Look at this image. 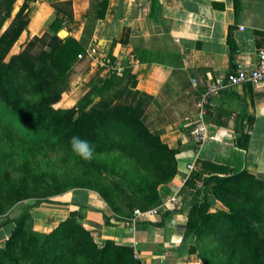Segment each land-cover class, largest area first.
Masks as SVG:
<instances>
[{
    "label": "trees",
    "instance_id": "trees-1",
    "mask_svg": "<svg viewBox=\"0 0 264 264\" xmlns=\"http://www.w3.org/2000/svg\"><path fill=\"white\" fill-rule=\"evenodd\" d=\"M14 2L0 0V199L6 193L12 204L29 195L30 179L40 177H29L33 162L28 157L36 150L61 149L75 168L63 165L60 173L43 180L44 187H35L40 197L0 222V227L13 224L0 243V264H141L130 245L106 240L99 246L76 211L49 232H41L33 228L29 208L73 188L97 191L118 217L136 207L159 204V187L177 170V149L162 140L161 132L191 118L196 103L181 81L165 82L157 95L138 89L126 65L121 74L107 68L94 76L76 104L63 107L67 71L84 52L83 43L45 32L11 53L28 23L30 1L24 0L12 15ZM74 136L94 149L90 161L72 150ZM16 156L22 169L19 179L2 164L16 162ZM203 185L223 208L209 210L210 203L197 193ZM185 187L192 194L184 235L191 238L203 264H264V178L199 159Z\"/></svg>",
    "mask_w": 264,
    "mask_h": 264
},
{
    "label": "crops",
    "instance_id": "crops-1",
    "mask_svg": "<svg viewBox=\"0 0 264 264\" xmlns=\"http://www.w3.org/2000/svg\"><path fill=\"white\" fill-rule=\"evenodd\" d=\"M29 1V20L11 48L13 53L45 32L72 36L83 43L82 50L95 45L105 62L118 60L128 65L137 88L152 95L159 94L167 81H181L196 103L207 85L226 80L237 62L255 66L257 51L264 48V0ZM23 2L15 0L12 15ZM55 4H59L57 9ZM55 18L59 21L53 23V30L50 24ZM63 29L64 37L60 35ZM107 68L77 55L67 71L62 106L75 105L89 90L91 79ZM192 78L197 85H192ZM196 111L194 104L191 118L167 125L161 133L162 140L177 149V170L159 187V195L163 198L177 187L179 209L162 205L158 214L129 229L123 218L130 212L114 216L97 191L73 188L52 201L33 204L29 208L33 228L49 232L76 211L99 246L106 240L130 245L141 264H202L191 238L184 235L192 194L185 187L191 172L186 165L207 159L233 172L246 169L264 178V83L240 82L212 94L204 115L206 136L199 145L193 137ZM197 193L210 203L209 210L223 208L208 186H199ZM12 228V223L0 227V242Z\"/></svg>",
    "mask_w": 264,
    "mask_h": 264
},
{
    "label": "built area",
    "instance_id": "built-area-1",
    "mask_svg": "<svg viewBox=\"0 0 264 264\" xmlns=\"http://www.w3.org/2000/svg\"><path fill=\"white\" fill-rule=\"evenodd\" d=\"M88 56V58L92 61L99 62L102 65H105L106 68H113L118 74L124 70L126 64L113 60L110 62H105L103 57L98 56V50L95 45H89V47L85 50V52H81L78 54V58H83ZM128 66V65H127ZM262 82L264 83V48H261L257 51L256 54V63L255 66L249 68L245 65V62L239 61L235 64L232 72L228 75L227 79L220 78L217 82H213L207 85V88L201 93L199 98L196 101L197 111L193 117L195 122L193 127V137L194 142L199 145L202 143L206 136V124L204 121V115L206 113V105L209 102V98L212 94H216L223 87L238 84L240 82ZM192 85H197V81L195 78H192ZM186 167L188 170H192L194 168V164L189 162ZM179 189L173 188L169 194L164 196L160 203L154 206H150L148 208H134L130 214L123 218L126 226L129 229L134 228V225L140 221H148L150 217L159 213L160 207L162 205H167V208L174 210L179 209L181 206V198ZM135 257L139 258V255L136 251H134Z\"/></svg>",
    "mask_w": 264,
    "mask_h": 264
},
{
    "label": "rangeland",
    "instance_id": "rangeland-1",
    "mask_svg": "<svg viewBox=\"0 0 264 264\" xmlns=\"http://www.w3.org/2000/svg\"><path fill=\"white\" fill-rule=\"evenodd\" d=\"M8 21H6L7 24ZM11 53L13 51L11 50ZM97 100V98L94 99V102ZM162 133V132H161ZM2 141V140H1ZM0 141V142H1ZM33 145L30 146V148ZM33 156L30 158L28 157L32 162V169L30 170L31 173H29V177L31 178L33 173H37L40 175L39 178L30 179V193L26 197L22 198L19 201H16L12 204H10V198L6 193H2L1 199H0V222L4 220L5 218H9L10 216H13L21 211V208L29 203H33L37 197H40V192H38V189L35 187L37 186H45V182L43 180H49L53 174L60 173L62 166L64 165L67 170H74L75 168V162H68L65 160L63 151L61 149L56 148H50L45 147L43 150H40V152L34 151L32 154ZM17 160L16 162H2L3 166H5L13 179H19L18 177L22 174V169L19 168L20 160L16 156L14 158ZM79 173L78 171L76 174ZM56 195L49 197V199L54 198ZM1 244L3 243L0 242ZM211 243L213 244V240H211ZM202 263V262H201ZM203 264V263H202Z\"/></svg>",
    "mask_w": 264,
    "mask_h": 264
},
{
    "label": "clouds",
    "instance_id": "clouds-1",
    "mask_svg": "<svg viewBox=\"0 0 264 264\" xmlns=\"http://www.w3.org/2000/svg\"><path fill=\"white\" fill-rule=\"evenodd\" d=\"M71 146L72 150L82 159L90 161L93 158L94 149L87 140H82L80 137L74 136L71 138Z\"/></svg>",
    "mask_w": 264,
    "mask_h": 264
},
{
    "label": "water",
    "instance_id": "water-1",
    "mask_svg": "<svg viewBox=\"0 0 264 264\" xmlns=\"http://www.w3.org/2000/svg\"><path fill=\"white\" fill-rule=\"evenodd\" d=\"M60 35L62 36V37H64L65 35H66V30H61L60 31ZM94 103V101L89 105V106H91L92 104Z\"/></svg>",
    "mask_w": 264,
    "mask_h": 264
}]
</instances>
